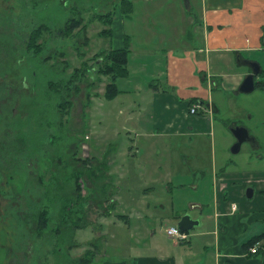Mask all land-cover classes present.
I'll list each match as a JSON object with an SVG mask.
<instances>
[{"label":"rangeland","instance_id":"374dc122","mask_svg":"<svg viewBox=\"0 0 264 264\" xmlns=\"http://www.w3.org/2000/svg\"><path fill=\"white\" fill-rule=\"evenodd\" d=\"M117 1L0 0V84L4 89L0 97V135L5 144L0 158L23 159L22 162L17 160L21 163L15 168L12 166L11 171L20 191L16 196L21 195L15 204L7 197L0 198V264H77L76 258L89 249L96 253L92 264H117V260L122 259L133 264L134 257L150 252L156 243L166 247L175 240L168 236L166 228L177 225L178 220L173 217L168 220L159 208L153 218L142 219L150 225L151 231L126 243L128 245L114 247V162L111 164L109 159L114 157L109 151H114V110L107 109L109 103L114 106V101L103 95L108 80L106 76L101 80L97 78L94 70L100 59L96 60L95 54L99 50L124 46V36L129 34L130 68L139 65L140 80L151 77L150 84L159 85V80L152 79L166 65V51L176 49L180 52L183 46H190L189 30L194 16L189 14L190 10H185L183 0H133L134 11L127 15L121 12ZM192 3L197 5L195 14L201 17V3L199 0H192ZM110 11L114 12L111 25L96 17ZM78 14L87 24L88 43L84 42V31L76 30L69 38L59 34L65 21ZM40 25H48L51 30L44 33L47 46L37 62L26 50L25 42L30 30ZM108 27L113 29V34L100 35ZM49 55L59 60L52 57L45 63L43 58ZM229 56L234 60L232 64ZM235 56L233 52L212 51L209 68L214 74L248 70L249 66L239 65ZM255 56L264 67V50ZM144 57L147 63L143 62ZM82 60L93 65L87 75L89 79L79 81L81 90H74L70 113L59 119L60 97L48 89L47 82L67 77L74 67L81 66ZM64 64L70 65L65 71L67 76L60 71ZM238 77L226 75L219 88L211 91V98L219 109L211 120L201 117L200 125H204L205 132L193 134L192 143L189 137H180V141L188 147L185 149L187 156L193 153L197 166L203 167L206 174L211 171L206 163L214 160L218 169L226 167L231 175L228 177L235 173L245 179L250 174L264 172V87L236 92L233 87H239L241 78ZM122 79L118 80L120 84ZM88 81L92 88L87 86ZM90 88L93 97L101 95L104 106L98 102L91 106L87 101L86 92ZM182 103V113H188L189 103ZM167 104L170 105L166 110L171 109V102ZM192 117L200 118L198 115ZM235 124L248 128L256 140L244 142L237 153L231 150L236 142L232 132ZM89 130L93 131L92 139ZM17 134L24 138L22 144ZM95 152L99 153L98 157H94ZM85 158L89 159L84 164L81 159ZM30 159L33 167L37 166V171L34 167L29 176L33 182L27 178ZM96 159H99L98 164ZM78 174L83 186L80 197L75 184ZM207 175L210 177L206 179L209 188L205 198L211 200L214 187L211 174ZM35 183L37 190L33 189L31 197L27 190ZM4 190L5 187L0 186V193L7 194ZM163 194L165 202L172 196L168 191ZM185 205L189 207V202ZM41 209L48 210L50 220L45 234L38 236L31 215L35 216L36 210L39 213ZM70 244L74 245L69 251Z\"/></svg>","mask_w":264,"mask_h":264},{"label":"crops","instance_id":"0c3cea01","mask_svg":"<svg viewBox=\"0 0 264 264\" xmlns=\"http://www.w3.org/2000/svg\"><path fill=\"white\" fill-rule=\"evenodd\" d=\"M199 3L202 15L191 20L190 46H183L180 52L176 49L166 51V65L152 79L159 80V85L152 86L151 77L141 81L137 69L141 67L134 64L130 68L129 65V76L123 78L121 84L119 82L124 92L109 99L114 101L113 107L112 103L107 105L109 112L114 110V151L109 150L114 153V157H109L110 163L114 162V247L129 244L151 231L150 225L142 219L153 218L159 208L168 220L173 217L179 221L185 213L200 220L198 226L188 231V240H173L169 236L173 244L164 247L156 243L150 252L134 257L133 264H264V239L258 242L257 252L244 247L249 239L264 232V172L250 174L245 179L235 173L228 177L226 167L218 169L212 160L206 164L211 170L207 174L212 176L214 192L211 200L206 199L209 188L206 179L210 176L203 167L199 169L193 153L187 156L185 149L188 147L180 141V137H189L192 143L193 134L205 132L204 125H200L201 117L211 120L217 110L209 113L204 105L214 103L211 91L219 88L223 77L239 76L240 86L250 70L248 64L238 61L239 65H248V70L214 74L209 68L212 51L233 52L237 60L240 55L260 60L255 54L264 50V0H199ZM220 57L224 62L225 56ZM228 60L230 64L234 62L230 56ZM143 62L147 63L146 57ZM233 90L238 92L239 87ZM100 97L95 94L87 101L91 106H96V102L104 106ZM191 98H198L204 104L200 109L204 113L192 114L189 109L188 113H182V102ZM166 102H171V109L166 110L170 105H165ZM92 133L89 130L91 139ZM3 147L5 145H0L1 151ZM93 154L94 157L99 155L98 152ZM17 160L23 161L15 156L0 158V186L7 192L0 193V198L7 197L14 204L21 195L16 196L20 191L11 173L13 167L21 163ZM96 160L98 164L99 159ZM28 163L27 178L33 182L29 176L34 167L37 171V166L33 167L32 159ZM206 164L201 163L207 167ZM35 186L27 190L31 197L33 189L37 190L36 183ZM164 191L172 193L166 202ZM232 203L238 206L234 211L230 208ZM31 217L37 230L38 211ZM116 263L130 264L126 259Z\"/></svg>","mask_w":264,"mask_h":264},{"label":"trees","instance_id":"16d2710c","mask_svg":"<svg viewBox=\"0 0 264 264\" xmlns=\"http://www.w3.org/2000/svg\"><path fill=\"white\" fill-rule=\"evenodd\" d=\"M117 4L123 14L127 15L128 13H132L134 11V1L133 0H118ZM196 15L197 14L194 13L195 19H197ZM96 17L104 21L105 24L111 25L114 19V12L110 11L107 13H100V14H97ZM47 29H49V31L51 30L48 25H40L38 27L32 28L25 42L26 50L32 55L33 59H36L35 61L37 62L39 60V56L45 53L47 43L44 38V33L47 32ZM76 30H78V32L84 31V34L86 36L84 42L88 43L89 37L86 34L87 24L85 23L84 17L81 14L68 18L63 24L62 28L59 30V34L63 38H69L76 33ZM112 34H113V29L111 27L104 28L100 32V35H105V36H109ZM130 42H131V35L125 34L124 36L125 45L124 46L112 48L110 50H99L95 54V59L96 60L100 59L99 63H97L96 70H94L97 78L101 80L103 79V76H106V79L109 81V82L107 81L105 92L103 94L106 99H113L119 93L124 92V90L120 87L118 80L120 78L128 77L130 74V71H129V60H130V53H131ZM85 45L86 44H84L83 46ZM83 56H85V52ZM52 57L53 59L55 58L56 60H59V58L49 55L43 58V61H45V63L49 62V60L52 59ZM69 66H70L69 64H64V66L60 69V71L66 76H67V73L65 71L68 69ZM92 67L93 65L89 64L87 60H82L81 66L74 67L72 72H70L67 77L60 78L57 80L53 79L47 82L48 89L55 91L56 94L59 95L60 97V102H59V105L57 106V109H58L57 113H58L59 119H62L64 116H68V114L70 113V109L74 103V101L72 100V95L74 93V90L76 92L81 90L79 81L82 79H86V78L89 79L87 75H89L88 73L90 70H92L91 69ZM203 77H204V81L206 82L207 81L206 76H203ZM87 86L92 88V83L88 81ZM257 86L264 87V83L259 82L258 84H256V87ZM91 88L88 89L86 92V96L88 100H91V97L93 94L91 92ZM202 101L204 102L205 100H202ZM195 102H199V99L191 98L188 101L189 105ZM213 109H215V106L213 107ZM199 113H204V111L199 110ZM17 140L20 142V144H22L24 138L18 136ZM86 159H89V158H85L84 160L81 159V161L85 164ZM80 179H81L80 174L75 176V184H76V190H77L78 197L81 196V190L83 189ZM49 220H50V216H49L48 210L41 209L40 212L38 213V227H37L38 236H40V234L42 235L45 234L44 229L46 226H48ZM76 227L78 226L76 225ZM263 239H264V232L252 237L244 244L245 250H249L250 247L262 241ZM73 245L74 244H70L68 246L69 251L72 250L71 248H73ZM95 255L96 253L93 250L89 249L85 252L84 255L76 258V262L77 264H92V262L94 261L96 257Z\"/></svg>","mask_w":264,"mask_h":264},{"label":"water","instance_id":"95a60500","mask_svg":"<svg viewBox=\"0 0 264 264\" xmlns=\"http://www.w3.org/2000/svg\"><path fill=\"white\" fill-rule=\"evenodd\" d=\"M239 63H246L248 64L252 71L248 73L242 83L239 86V91L241 92H251L256 88V75L261 73L262 71V65L259 61L256 60H249L243 58L241 55L238 59ZM212 107L215 106V109L218 110V107L215 103L211 104ZM232 132L236 137V142L233 144L231 150L234 153H237L240 151L242 144L246 141L255 139L254 136H251L249 134L248 128H246L243 125H237L232 127ZM200 224L199 219H195L192 217L190 213H185L183 216H181L180 220L177 223L178 228H180L183 231H189L195 226H198Z\"/></svg>","mask_w":264,"mask_h":264},{"label":"built area","instance_id":"2783aa9c","mask_svg":"<svg viewBox=\"0 0 264 264\" xmlns=\"http://www.w3.org/2000/svg\"><path fill=\"white\" fill-rule=\"evenodd\" d=\"M203 103L202 102H195L193 103L192 105H190L189 107V111L192 113V114H198L199 113V110L203 108ZM204 108L205 110H207L209 113H212V105L211 103H209V105H204ZM89 138V136H86ZM237 204L236 203H232L231 204V210L234 211L237 209ZM166 233L168 234V236L176 239V240H179V241H185V240H188V237H189V234L187 231H183L181 230L180 228H178L177 225H171V226H168L166 228ZM259 245L258 243L253 245L252 247H250V250L252 252H256L258 249H259Z\"/></svg>","mask_w":264,"mask_h":264},{"label":"flooded vegetation","instance_id":"af4514ba","mask_svg":"<svg viewBox=\"0 0 264 264\" xmlns=\"http://www.w3.org/2000/svg\"><path fill=\"white\" fill-rule=\"evenodd\" d=\"M183 5L185 7V10H190L191 12L189 13L191 15V17L194 16V13H196L194 10L197 9V5L192 3V0H183ZM202 5V4H201ZM202 9V6L200 7ZM252 71V69L250 68L249 72L250 73ZM262 76V78H260ZM256 84H258L259 82H263L264 83V68H262L261 73H259L258 75H256ZM4 93V89H3V85L0 84V97L1 95ZM3 98V96H2ZM1 107V106H0ZM1 115V114H0ZM238 124H235V126H237ZM249 130V129H248ZM249 134L252 136V133L249 130ZM19 134H17L16 136H18ZM21 137V136H20ZM255 138V137H254ZM249 141H256L255 139L253 140H249ZM0 145H5L3 143V139H2V135H0Z\"/></svg>","mask_w":264,"mask_h":264}]
</instances>
